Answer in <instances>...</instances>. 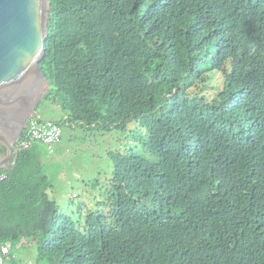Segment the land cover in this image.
Returning a JSON list of instances; mask_svg holds the SVG:
<instances>
[{
    "label": "trees",
    "instance_id": "16d2710c",
    "mask_svg": "<svg viewBox=\"0 0 264 264\" xmlns=\"http://www.w3.org/2000/svg\"><path fill=\"white\" fill-rule=\"evenodd\" d=\"M50 2L42 101L75 138L126 135L110 175L83 179L92 202L65 213L44 160L62 137L25 147L24 129L0 169L10 260L264 264V0Z\"/></svg>",
    "mask_w": 264,
    "mask_h": 264
},
{
    "label": "water",
    "instance_id": "95a60500",
    "mask_svg": "<svg viewBox=\"0 0 264 264\" xmlns=\"http://www.w3.org/2000/svg\"><path fill=\"white\" fill-rule=\"evenodd\" d=\"M50 0H0V169H9L15 143L50 89L45 56Z\"/></svg>",
    "mask_w": 264,
    "mask_h": 264
},
{
    "label": "rangeland",
    "instance_id": "374dc122",
    "mask_svg": "<svg viewBox=\"0 0 264 264\" xmlns=\"http://www.w3.org/2000/svg\"><path fill=\"white\" fill-rule=\"evenodd\" d=\"M37 112L42 120H52L58 123L62 130V142L55 148V152L44 153V160H49L52 180L57 183L60 198L57 202L65 213L76 212L79 202L87 204L92 202V195L82 182L87 176L95 179L98 172L110 175L113 170V162L107 155L109 149H116L123 144L126 135L120 131L91 133L77 137L80 127H69L64 119L66 114L60 106L53 101L43 100ZM133 123L128 124V129ZM57 173V175L55 174ZM103 177V176H102ZM56 194V193H55ZM36 255V248L27 249L21 247L15 254L14 260L10 258L6 264H30L32 256Z\"/></svg>",
    "mask_w": 264,
    "mask_h": 264
},
{
    "label": "built area",
    "instance_id": "2783aa9c",
    "mask_svg": "<svg viewBox=\"0 0 264 264\" xmlns=\"http://www.w3.org/2000/svg\"><path fill=\"white\" fill-rule=\"evenodd\" d=\"M27 139L22 141V145L27 147L32 140H38L51 148L53 143L61 140L62 130L58 123L52 120H42L40 116L32 117L26 125ZM4 174L0 173V180ZM10 258V248L6 245H0V264H6Z\"/></svg>",
    "mask_w": 264,
    "mask_h": 264
},
{
    "label": "flooded vegetation",
    "instance_id": "af4514ba",
    "mask_svg": "<svg viewBox=\"0 0 264 264\" xmlns=\"http://www.w3.org/2000/svg\"><path fill=\"white\" fill-rule=\"evenodd\" d=\"M1 148H3V147L0 146V152H1V150H2ZM3 149H4V148H3ZM4 154H5V149H4L3 153L0 154V158H1Z\"/></svg>",
    "mask_w": 264,
    "mask_h": 264
}]
</instances>
